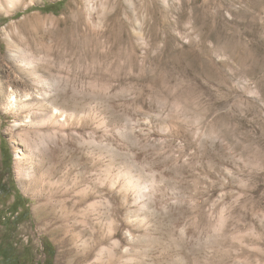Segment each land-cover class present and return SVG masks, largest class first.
<instances>
[{"label": "rangeland", "instance_id": "374dc122", "mask_svg": "<svg viewBox=\"0 0 264 264\" xmlns=\"http://www.w3.org/2000/svg\"><path fill=\"white\" fill-rule=\"evenodd\" d=\"M4 187L34 264H264V0H0Z\"/></svg>", "mask_w": 264, "mask_h": 264}, {"label": "trees", "instance_id": "16d2710c", "mask_svg": "<svg viewBox=\"0 0 264 264\" xmlns=\"http://www.w3.org/2000/svg\"><path fill=\"white\" fill-rule=\"evenodd\" d=\"M8 195L9 192L5 187L0 190V204L4 205ZM19 198L20 196H18V200L8 210H0V224H7L10 221V218H6L8 213L15 215L19 209L23 210L22 214L25 213L24 205L19 203ZM19 215L21 214H18V217ZM44 253L48 256L46 264H52L53 251L46 246ZM0 264H34L33 248L25 246L22 249H17L12 245L4 246L0 244Z\"/></svg>", "mask_w": 264, "mask_h": 264}, {"label": "bare ground", "instance_id": "6f19581e", "mask_svg": "<svg viewBox=\"0 0 264 264\" xmlns=\"http://www.w3.org/2000/svg\"><path fill=\"white\" fill-rule=\"evenodd\" d=\"M29 97H30V95L29 94H24L23 96H22V98H25V100H28L29 99ZM16 96H15V93L13 92L12 94H11V103L13 104V105H17L16 103H17V101H16ZM17 155V154H16Z\"/></svg>", "mask_w": 264, "mask_h": 264}]
</instances>
